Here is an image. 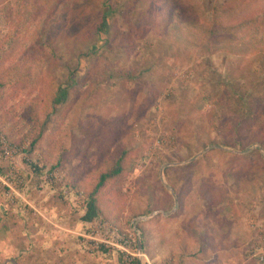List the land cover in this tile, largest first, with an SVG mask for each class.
Masks as SVG:
<instances>
[{"label": "rangeland", "instance_id": "1", "mask_svg": "<svg viewBox=\"0 0 264 264\" xmlns=\"http://www.w3.org/2000/svg\"><path fill=\"white\" fill-rule=\"evenodd\" d=\"M5 3L3 50L9 32L4 14L12 18L18 0H11L8 13ZM108 3L114 9L108 33L93 35ZM215 6L249 17L264 11V0H64L43 24L28 25V15L13 18L19 46L4 53L2 70L15 80L23 50L29 59L21 69L28 75L15 89L0 91V135L23 155L17 165L0 159V191L5 216L15 212L4 240L13 234L7 247L19 251L5 250L0 264L12 256L27 264L32 247L44 245L50 233L60 234L66 223L81 228L82 191L70 181L92 169L97 153L114 148L109 138L127 144L132 178L125 188L134 212H169L180 227L182 215L204 214L206 229L201 223L185 231L175 260L169 255L160 264H264V40L215 51L190 34L189 47L174 44L173 34L160 38L163 25L180 22L176 8L205 26ZM167 13L175 17L168 21ZM262 22L260 15L256 23ZM121 68L136 70L135 79L120 78ZM32 105L38 115V109L52 111L42 128ZM38 133L42 140L31 148ZM232 136L244 149L224 145ZM11 171L21 183L10 191L5 179ZM54 172L59 178L50 180ZM215 188L223 201L212 206Z\"/></svg>", "mask_w": 264, "mask_h": 264}, {"label": "trees", "instance_id": "2", "mask_svg": "<svg viewBox=\"0 0 264 264\" xmlns=\"http://www.w3.org/2000/svg\"><path fill=\"white\" fill-rule=\"evenodd\" d=\"M4 1H6L4 6L6 10L5 12H11L13 9L11 0H2V2ZM63 1L64 0H18V6L17 10H15V15L10 18L8 15L4 14V17L7 20L9 32L6 34V38H8L6 50H3L2 44L4 43L5 38H0V91L4 87H12L15 89V87L21 85L24 80V76L28 75L26 71L23 73L21 69L22 65L25 64L29 59L26 58L27 53L23 50L21 51V58H19L14 64L17 65L15 80L7 72L2 70V62L5 59L4 53L9 51L8 48L12 50L19 46L18 34L20 33V30L19 28L12 25L13 18L17 17L19 21H23V17L28 15V25L31 22L43 24L48 18L47 13H53L54 6L56 5L57 7V5H60V3L62 4ZM2 2L0 0V5ZM27 4L30 5L29 8L27 7L28 9L26 8ZM111 7V4L108 3L106 12L102 13V20L97 23L93 29V35L99 36L100 34L108 33L107 19L110 18V15L114 11V9ZM173 11L175 13L178 12L176 16L180 22L177 21L172 25L169 23L163 25L164 28L162 31L164 30L165 33L160 36V38L166 37L168 34H173L174 44L183 43L188 47L193 45V42H190L186 39V34L193 36L197 42V45H204L208 47L209 50L212 49L215 51L232 50L233 47L243 46L244 43L246 44L248 41L254 43L255 40H264V22L256 23L257 17L260 15L264 20V11L256 16L244 17L238 15L236 17L232 12V8L226 9L223 6H215L211 14V19L205 26L198 24L195 20L189 19L181 8H176ZM174 17V14L169 16V13H167L168 21ZM28 25L22 28L23 37H26ZM197 38L198 41L196 40ZM158 42L160 43L161 41ZM196 42L194 44H196ZM52 47L54 46L49 45V48H51L53 52L55 50ZM13 68L15 67L13 66ZM120 71L121 72L117 74L120 78L124 77L126 80L135 79L136 70H132L130 68H121ZM35 102H37V100H35ZM36 106L37 105H32L31 107L34 112L33 116L42 120V128L44 124L47 123L46 120L50 114H52V111L51 109H47V111L41 113V110L38 109L40 114L38 115V113L35 111L37 110ZM229 111V114L232 115V110L229 109ZM35 129L36 128H33V132ZM41 136L42 133H38L37 136L33 137L30 146L40 144L42 140ZM109 139L113 145H115L114 148L103 153H97V157H94L95 162L92 169H90L89 172L82 177L75 175V178L70 182L73 187L82 191L81 199L85 206V211L81 216L82 222L90 223L98 219H105L111 220L115 225L123 227L130 221L131 218L139 215H147L154 209L146 208L142 212H134L132 210L129 194L130 188H125L126 184L130 183L132 178V172L128 162L129 152L126 148L127 144L120 138ZM225 142V146H239V149H244L241 148L242 142L236 138H233V136L231 140L227 139ZM33 146H31V148H33ZM186 176H184V178ZM188 177H190V175H188ZM215 190H213L210 194V202L212 206L221 204L223 201L221 191L219 189L217 190V188H215ZM127 211L130 212L128 216L125 214ZM141 241L143 242L142 234ZM119 264H124L121 259ZM133 264L139 263L138 261H135Z\"/></svg>", "mask_w": 264, "mask_h": 264}, {"label": "crops", "instance_id": "3", "mask_svg": "<svg viewBox=\"0 0 264 264\" xmlns=\"http://www.w3.org/2000/svg\"><path fill=\"white\" fill-rule=\"evenodd\" d=\"M1 194L2 193L0 191V255L2 253H5V250L9 252L19 251L17 249H8L7 247V244L10 241H14L13 234L7 236V241L4 240L6 230L5 225H8L7 222L10 219L13 220L12 215L15 214V212L11 210V212L13 213H11L10 218L5 216L7 214L9 215V209H7L8 205L5 201V197ZM42 204L46 205V203H41V205ZM193 211L196 212V210ZM153 216L140 223V228L142 232L141 234L143 236V242H141L142 245L145 247V250H147L148 256H150L151 259L155 260L157 264H160V261L165 262L171 257L173 260H175L173 254L176 253L175 251L178 248L177 243H182L180 241V236H185V231H187V235L188 231L190 230L197 231V227L201 223V225H203V228L206 229V220L204 219V214L203 216H201V214L199 216L182 215L184 224L183 227H180L178 219L174 217L175 215L169 212L163 215L161 214L155 215L154 217ZM90 223H84L81 221V228H78L79 225L75 227V225L78 223H76L73 227L72 225H70V223H66V225L61 226V229L64 231L66 230V232L63 231L60 232V234L57 232L56 234L50 233L51 236L49 238L45 237L42 240L44 242V245L38 244V246L32 247L33 256L31 257L29 255V261L27 264H119L120 257L116 253L102 250L96 252H89L83 246V244H81L80 238H76L75 234L79 236V234L82 233L89 226ZM11 226L12 228L14 227L12 224ZM7 227H9V225ZM44 228L50 231L53 230L51 224L48 225L45 223ZM8 230L9 231L7 232H11L10 229ZM17 233L19 234L18 230L17 232H15V234ZM173 239H176V243H171ZM194 243L195 242H193V246ZM31 259L32 261H30ZM3 264H25V262H19L15 259L14 256H12L8 257L7 259H4Z\"/></svg>", "mask_w": 264, "mask_h": 264}, {"label": "built area", "instance_id": "4", "mask_svg": "<svg viewBox=\"0 0 264 264\" xmlns=\"http://www.w3.org/2000/svg\"><path fill=\"white\" fill-rule=\"evenodd\" d=\"M22 155L21 149L7 144L4 137L0 135V159L2 162L8 163L11 161L12 163L16 162L15 164L17 165V163L19 164L17 159H20ZM29 175L30 180L32 172ZM49 176L50 180L59 178L57 172L50 173ZM5 182L10 191L13 190L16 183H21L20 174L18 175L17 172L11 171ZM19 198L21 199V196ZM152 215L133 217L123 227L117 226L109 220L100 219L94 221L79 234L81 244L89 252L102 250L116 253L124 264H133L135 261H138L139 264H154L148 258L145 247L142 245L140 230V223Z\"/></svg>", "mask_w": 264, "mask_h": 264}]
</instances>
